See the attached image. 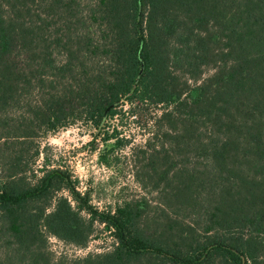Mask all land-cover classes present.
<instances>
[{
    "label": "trees",
    "instance_id": "obj_1",
    "mask_svg": "<svg viewBox=\"0 0 264 264\" xmlns=\"http://www.w3.org/2000/svg\"><path fill=\"white\" fill-rule=\"evenodd\" d=\"M135 102L163 107L158 213L29 181L40 135ZM95 221L115 247L76 264H264V0H0V264H52L48 236L84 247Z\"/></svg>",
    "mask_w": 264,
    "mask_h": 264
},
{
    "label": "rangeland",
    "instance_id": "obj_2",
    "mask_svg": "<svg viewBox=\"0 0 264 264\" xmlns=\"http://www.w3.org/2000/svg\"><path fill=\"white\" fill-rule=\"evenodd\" d=\"M209 74V73H208ZM163 107L124 103L120 113L108 118L96 129L85 121H74L65 128L40 135L34 140L39 156L31 161L32 171L59 168L70 172L77 191L88 204L100 212L114 211L126 203L146 202L150 215L164 207L160 194L145 186L144 166L147 148L158 149V120ZM68 196V193H64ZM84 217L88 219L87 215ZM93 232L84 247L48 236L47 251L52 264H76L98 254L112 252L116 240L104 224L95 221Z\"/></svg>",
    "mask_w": 264,
    "mask_h": 264
}]
</instances>
